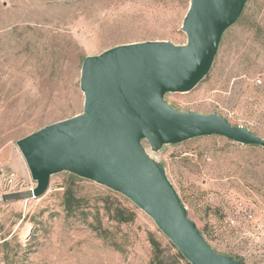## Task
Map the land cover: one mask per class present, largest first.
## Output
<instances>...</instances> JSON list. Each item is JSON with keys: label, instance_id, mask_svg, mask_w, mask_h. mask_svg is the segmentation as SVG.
I'll list each match as a JSON object with an SVG mask.
<instances>
[{"label": "rangeland", "instance_id": "1", "mask_svg": "<svg viewBox=\"0 0 264 264\" xmlns=\"http://www.w3.org/2000/svg\"><path fill=\"white\" fill-rule=\"evenodd\" d=\"M189 2L0 0V264H157L152 240L162 264H189L147 214L105 186L62 171L43 196L29 197L36 183L16 144L81 113L84 57L129 43L183 45ZM163 101L182 113H216L264 140V0L246 2L206 77ZM141 144L212 249L240 264H264V148L218 136ZM71 177L80 204L67 213ZM107 202L134 219H108Z\"/></svg>", "mask_w": 264, "mask_h": 264}, {"label": "water", "instance_id": "2", "mask_svg": "<svg viewBox=\"0 0 264 264\" xmlns=\"http://www.w3.org/2000/svg\"><path fill=\"white\" fill-rule=\"evenodd\" d=\"M248 0H190L183 45L146 41L118 45L82 60L81 113L17 141L43 196L50 177L67 171L120 193L147 214L189 264H240L212 249L187 216L164 168L145 153L202 136L264 148V140L216 114L182 113L164 101L186 93L209 73L223 33Z\"/></svg>", "mask_w": 264, "mask_h": 264}, {"label": "trees", "instance_id": "3", "mask_svg": "<svg viewBox=\"0 0 264 264\" xmlns=\"http://www.w3.org/2000/svg\"><path fill=\"white\" fill-rule=\"evenodd\" d=\"M74 180H77V179L71 177L70 185L63 192V206L67 213L79 209L80 200L74 194V191H73ZM104 211L108 219L118 222V223L130 222L134 219V216H135L134 212L129 209H125L121 207H118V208L111 207L110 208L108 202L105 204ZM151 244L153 245V248L155 249V253L153 257L156 259L157 264H162V262H159L160 251L158 250V245L153 240ZM178 256L181 259H183L179 253H178Z\"/></svg>", "mask_w": 264, "mask_h": 264}]
</instances>
